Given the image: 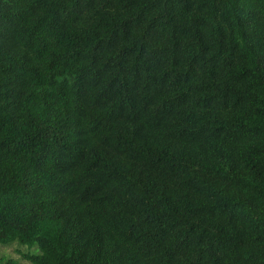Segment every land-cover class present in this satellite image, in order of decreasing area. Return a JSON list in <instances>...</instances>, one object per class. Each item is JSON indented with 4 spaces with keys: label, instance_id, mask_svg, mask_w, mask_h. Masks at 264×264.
Wrapping results in <instances>:
<instances>
[{
    "label": "trees",
    "instance_id": "1",
    "mask_svg": "<svg viewBox=\"0 0 264 264\" xmlns=\"http://www.w3.org/2000/svg\"><path fill=\"white\" fill-rule=\"evenodd\" d=\"M14 242L30 264H264V0H0Z\"/></svg>",
    "mask_w": 264,
    "mask_h": 264
},
{
    "label": "rangeland",
    "instance_id": "2",
    "mask_svg": "<svg viewBox=\"0 0 264 264\" xmlns=\"http://www.w3.org/2000/svg\"><path fill=\"white\" fill-rule=\"evenodd\" d=\"M38 253L37 246L27 247L25 245H20L16 242L10 245L0 244V258H14L18 260L20 264H30L27 260L22 257L23 253Z\"/></svg>",
    "mask_w": 264,
    "mask_h": 264
}]
</instances>
